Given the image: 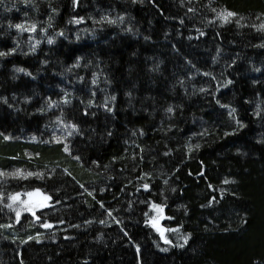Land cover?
<instances>
[{
  "label": "trees",
  "instance_id": "obj_1",
  "mask_svg": "<svg viewBox=\"0 0 264 264\" xmlns=\"http://www.w3.org/2000/svg\"><path fill=\"white\" fill-rule=\"evenodd\" d=\"M0 53V264H264V0H0Z\"/></svg>",
  "mask_w": 264,
  "mask_h": 264
},
{
  "label": "rangeland",
  "instance_id": "obj_2",
  "mask_svg": "<svg viewBox=\"0 0 264 264\" xmlns=\"http://www.w3.org/2000/svg\"><path fill=\"white\" fill-rule=\"evenodd\" d=\"M0 175L7 178H26L30 176L29 174L19 170H11L7 173L1 172ZM23 199L22 204L32 214H35L37 211L42 210L49 205L48 197L41 190H35L27 195L24 199L25 201H23Z\"/></svg>",
  "mask_w": 264,
  "mask_h": 264
},
{
  "label": "snow or ice",
  "instance_id": "obj_3",
  "mask_svg": "<svg viewBox=\"0 0 264 264\" xmlns=\"http://www.w3.org/2000/svg\"><path fill=\"white\" fill-rule=\"evenodd\" d=\"M234 15V13H231V12H229V13H227V16H233ZM18 27H22V26H18ZM51 42V41H50ZM0 55H2V53H0Z\"/></svg>",
  "mask_w": 264,
  "mask_h": 264
}]
</instances>
